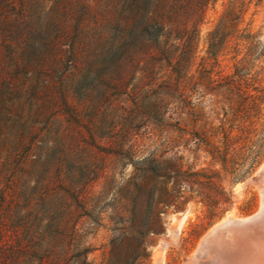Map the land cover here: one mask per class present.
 I'll use <instances>...</instances> for the list:
<instances>
[{"label": "rangeland", "instance_id": "rangeland-1", "mask_svg": "<svg viewBox=\"0 0 264 264\" xmlns=\"http://www.w3.org/2000/svg\"><path fill=\"white\" fill-rule=\"evenodd\" d=\"M121 4L0 0L8 22L6 40L0 23V264H264V228L224 234L225 247L199 251L228 214L249 218L264 206V59L241 63L246 50L232 44L214 68L213 105H204L218 120L181 124L170 119V63L146 60L134 70L119 39L144 0H130L125 13ZM239 5L241 28L264 46V0H218L193 72L212 68L209 34ZM238 71L262 92L244 138L234 130L228 140L226 84ZM227 147L241 152L239 179L232 155L223 161L216 152ZM161 199L172 204L146 249L138 247L132 212Z\"/></svg>", "mask_w": 264, "mask_h": 264}, {"label": "trees", "instance_id": "trees-1", "mask_svg": "<svg viewBox=\"0 0 264 264\" xmlns=\"http://www.w3.org/2000/svg\"><path fill=\"white\" fill-rule=\"evenodd\" d=\"M123 13L130 8V0H121ZM218 0H144V12H135L137 21L134 28H121L119 39L124 42L123 48H130L129 59L132 68H136L146 60H166L170 63L171 78L175 81L170 89L174 92L175 101L173 117L177 122L184 125L202 126L209 121L218 120L211 113H205L204 105L212 106V101L207 102V95L214 91V68L218 58L232 44L237 49L243 47L246 50L241 63L246 61H260L264 59V46L258 40L256 34L248 28H241L244 18L243 5L235 6L222 17L217 28L209 34L207 59L212 61L208 68L200 64L193 72L198 58L197 49L200 41L201 28L206 23L208 13ZM2 24L1 34L5 37L8 33V22L0 20ZM120 50V48H119ZM164 56H168L164 57ZM238 71L236 80L227 83V90L233 98L230 100L229 112L226 113L221 123L230 124V132L225 138L231 137L234 130H237L238 139L241 140L247 133L246 123L251 122L255 117L252 112L259 109L258 98L255 93L262 91L256 85L253 78L244 80ZM198 74L199 76H196ZM245 81L243 83L242 81ZM0 88V102L2 99ZM227 116V117H226ZM253 123V122H252ZM186 135V133H185ZM197 142L204 144L208 138L198 137L194 134ZM229 140V139H228ZM191 141V140H188ZM217 148V147H216ZM224 161L228 155L231 156L233 173L239 179L241 165L238 160L241 152L237 147H227L223 152L216 151ZM172 201L161 199L157 205L150 203L146 207H137L132 212V220H138L139 227L137 235L131 238L138 247H147L150 233H155L161 226V216L166 208H169ZM212 212L218 207L213 206ZM213 215V214H212ZM122 241H125L123 239ZM122 245V242L119 244Z\"/></svg>", "mask_w": 264, "mask_h": 264}, {"label": "bare ground", "instance_id": "bare-ground-1", "mask_svg": "<svg viewBox=\"0 0 264 264\" xmlns=\"http://www.w3.org/2000/svg\"><path fill=\"white\" fill-rule=\"evenodd\" d=\"M186 216H188L187 213H184L182 215L179 225L180 230L184 224V221H186L185 220ZM171 220L174 221V218L173 219L171 218ZM263 225H264V206L262 207L261 211L258 214H255L254 216L249 218H243V217L239 218L238 216H235V214L234 215L232 213L228 214V216L221 223H219L217 226H214V228L209 233H207L205 238L202 240V243L200 244L199 251L202 255H207L211 253L210 251H213L215 249H220L225 245L226 240H224L225 239L224 234L227 235L231 233L237 234L241 229L246 230L248 232L257 231V230L260 231V229L264 228ZM180 230L178 229V231ZM164 262H165L164 259H161L158 262V264H164Z\"/></svg>", "mask_w": 264, "mask_h": 264}]
</instances>
